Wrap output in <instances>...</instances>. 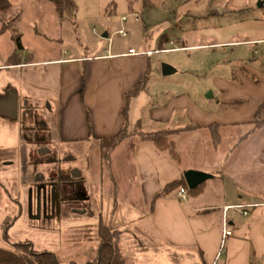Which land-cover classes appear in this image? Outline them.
I'll use <instances>...</instances> for the list:
<instances>
[{"label":"crops","instance_id":"obj_1","mask_svg":"<svg viewBox=\"0 0 264 264\" xmlns=\"http://www.w3.org/2000/svg\"><path fill=\"white\" fill-rule=\"evenodd\" d=\"M139 1L102 0V11L108 4L118 3L120 12H133L137 22L142 13ZM46 2L39 0L50 11ZM11 4L13 10H18L24 3L11 0ZM178 9L174 17H191L193 24L189 29L203 38L214 39L212 46L252 49L254 56H259L257 60L241 62L240 70L235 69L230 75L214 78L211 92L204 97L208 102L201 105L188 94L177 95L161 104H151L146 113L138 111L137 117L131 118L146 84L134 97L128 99L127 93L144 81L147 83L151 71V51L146 47H142L139 55H132L134 49H130L106 51L94 58H67L57 54L35 60L29 54L26 57L29 60L20 63H31L18 61L13 65L9 61L14 51L6 64L0 66V71L27 69L25 75L30 86L48 98L53 96L56 105L43 116L42 121L46 123L42 129L51 132L57 144L118 136L125 122L123 112L128 108L126 119L130 134L110 152L107 162L111 164L116 156L128 158L135 178L130 195L136 200L140 198L143 213L139 217L147 223L144 233L154 235L168 255H176V264H264V161H260L264 141L256 140L264 125L255 126L260 110V121L264 122V0H188ZM210 19H217L215 25L209 24ZM198 20H205L203 26L196 25ZM56 23V27L62 25L58 17ZM108 36L104 34L105 39ZM178 42L184 43L182 39L161 38V44ZM7 96L5 92L0 93L3 99ZM17 96H14L15 102ZM138 122L144 133L170 132L180 162L134 134ZM184 142L180 149L179 144L183 146ZM78 160L70 161L76 164ZM102 160L99 156L100 163ZM70 170L73 169L63 167L62 171L68 174ZM74 170L76 178L83 176L78 166ZM190 170L210 176L198 193L188 195L186 202H181L176 192L156 199L167 184ZM120 193L122 189L117 186L114 196ZM123 210L113 197L107 217L109 226L99 217L91 227L97 229L99 224H104L122 231V250L133 262L137 256H133L131 247L143 257L155 242L138 234L137 239L144 242L137 248V239L129 228L131 221L124 217ZM89 215L79 211L67 216L77 219ZM225 223L232 234L226 240L223 255L218 257Z\"/></svg>","mask_w":264,"mask_h":264},{"label":"rangeland","instance_id":"obj_2","mask_svg":"<svg viewBox=\"0 0 264 264\" xmlns=\"http://www.w3.org/2000/svg\"><path fill=\"white\" fill-rule=\"evenodd\" d=\"M73 1L76 5L73 18L56 27L57 16L51 3L46 2L51 9L47 11L39 0H22L23 6L12 12V17L19 14V19L15 23L8 22L21 35L23 56L31 54L35 60L53 58L57 54L67 58H94L106 51L128 52L134 49L135 52H141L142 47H146L151 51V71L145 92L140 95L132 111V119L137 117L138 111L146 113L151 104H161L177 95L188 94L200 105L208 102L204 97L211 92L214 78L230 75L233 70H240L241 62L253 58L257 60L259 57L254 56L252 49L212 46L214 39L194 34L189 29L193 24L191 17L173 15L188 0H150L151 3L140 0L142 13L137 22L133 12H120L121 5L118 3L108 4L103 12L102 0ZM123 16L127 19L125 23L122 22ZM204 22L205 20H198L196 25L203 26ZM215 22L217 19H210L209 24L215 25ZM2 23L0 19V31ZM121 29L126 35L119 34ZM12 30L0 33V66L6 64L7 58L16 49ZM105 33L109 34V38H104ZM163 36L182 39L184 43L161 44ZM52 38L57 40L51 41ZM162 49L167 50L161 51ZM163 65H169L175 72L164 76ZM26 70L0 71V93L8 94L6 99L0 97V149L17 150V157L5 162L12 163V166L6 167L4 163L0 168V248L11 250L15 244L29 242L38 252L54 254L60 264H94L100 244V224L97 229H92L91 225L99 217H103L104 223L109 226L107 217L110 201L114 197L123 206L124 217L131 221L129 228L132 229V235L137 239L140 234V237L155 242L154 247L145 250L143 257H139V251H134L131 247L137 260H129L128 264H176V255H168L154 235L144 233L147 223L139 217L143 213L140 198L136 200L130 195L135 186V178L128 158L116 156L111 164L102 160L100 140L68 144L48 142L49 145L43 147L45 149L33 146L28 148L35 159L38 157L37 150H52L58 154V167H50L45 163L38 165L44 177H49L50 173H58L62 165L69 169L78 166L83 176L75 182L77 196L69 192L63 195L59 185L54 182L41 184L39 187L23 183V160L26 159L27 152L23 154L20 149L22 116L33 110L37 115H34L35 118L41 121L48 109L55 108L56 105L52 100L53 96L48 98L30 86ZM15 95H18L17 102ZM25 119L29 123L36 122V119ZM45 123L40 124L39 128L42 129ZM40 133L45 135L43 129ZM256 140L264 141V130L259 132ZM179 145L182 149L185 142L183 146ZM260 152L264 153L263 147ZM76 157L79 158L76 164L69 160L77 159ZM260 161H264V154L260 156ZM117 186L122 189V193L114 196ZM81 197L89 198V202L78 200ZM73 198L78 200L73 205L80 207L82 212H89L88 217L74 219L67 216L74 212L72 205H69L72 203H68ZM94 215L97 217L92 220ZM135 242L137 248H140L144 241L137 239Z\"/></svg>","mask_w":264,"mask_h":264},{"label":"trees","instance_id":"obj_3","mask_svg":"<svg viewBox=\"0 0 264 264\" xmlns=\"http://www.w3.org/2000/svg\"><path fill=\"white\" fill-rule=\"evenodd\" d=\"M50 2L57 13L58 21L62 24L64 21H69L73 18L76 12V5L73 0H46ZM12 4L11 0H0V19L3 22L0 33H3L8 30H12L13 27L10 26L9 22H16L19 19V14L12 17ZM12 18V19H11ZM9 20V22H8ZM14 31V32H13ZM13 37L15 40V53L10 58V64H16L19 61V64H28L31 62H23L20 61H28L29 59H23V46L21 43V35L17 33L15 29L12 30ZM146 81L142 84H139L132 88L127 93V98H131L136 96L145 86ZM128 108L126 107L123 115H124V125L118 136L103 138L100 141V147L102 150L103 159L107 160L109 158V154L113 151L126 137H128V124L126 119V113ZM35 111H32L28 116V119H33ZM261 118V110L256 114L257 122L255 124L256 127H261L264 125V122L260 121ZM198 127V126H196ZM35 122L29 123L24 118L22 119L21 126V134H20V149L24 153L27 152L26 159L23 160V168H22V179L25 184H35L39 182L38 176L42 174V171L39 169L38 165L41 163H45L51 167L54 161L58 159V154L53 152L52 150H47L48 153L42 152V150H37V158H33V152H28V148L30 146L39 147L42 149L43 147H47L49 145L48 142L54 143V139L52 138V133L48 130H44L45 135L43 136L40 133ZM134 134L138 135L140 139L144 142H151L154 147L161 153H168L171 158L180 162V156L177 152L176 145L174 141L170 138V132L167 131H159V132H151L144 133L141 129V123L138 122L134 127ZM45 149V148H43ZM17 157L16 149H0V168L4 166L5 162L13 161ZM184 187L188 189L184 176L180 179L175 180L169 184H167L163 191L156 196L157 198L166 197L169 194L176 192L179 188ZM202 185L199 186L195 190L188 189V195H195L200 191ZM124 233L122 231H118L112 229L104 224H100L99 226V237L100 244L97 249V261L94 264H128L129 258L123 255V250L121 249V243L123 239ZM0 264H60L56 256L50 252H38L33 249L32 245L29 242H20L15 244L11 250L0 248Z\"/></svg>","mask_w":264,"mask_h":264},{"label":"flooded vegetation","instance_id":"obj_4","mask_svg":"<svg viewBox=\"0 0 264 264\" xmlns=\"http://www.w3.org/2000/svg\"><path fill=\"white\" fill-rule=\"evenodd\" d=\"M32 111L33 110L27 111V114L24 115V116H22V118L23 119L24 118H28V116L31 114ZM34 115H35V113H34ZM35 116H37V115H35ZM35 116L33 117V119H36V122L35 123H36L38 129H40L39 128V125L40 124L44 125V121H42V120L39 121V119L35 118ZM42 152H44V150H42ZM46 152H48V151L46 150L44 153H46ZM62 159H64V158H62ZM69 160H74V159L72 158V159H69ZM59 163H60V161H59V157H58V159H56L54 161L53 165H51V166L58 167L59 166ZM63 167L64 166L62 165V169H60L58 173H50V174H48L49 177L46 176L47 178L44 177V176L39 175L38 176V180H40V181L37 182V183H35V184H33L34 187H39L41 184H46V183H52V184L55 183L56 185H59L58 187L61 189L63 195H64L65 192H69L71 195H76L77 196V191L78 190L76 189L75 182L77 180H80L81 177H78V178L75 177V170L74 169L73 170H70L69 174H64L63 171H62L63 170ZM71 197H74V196H71ZM78 200H80V201L86 200L87 202H89V198L83 199L81 197ZM78 200H77V198L76 199L73 198V199H69V201H68V203L69 202L72 203V204H69V205H72L71 209H74V214H75V212H79L80 210H82L80 207H77L76 205H73V204H77L78 203ZM64 203H66V202H64ZM64 203H63V205H65ZM68 203H66V205Z\"/></svg>","mask_w":264,"mask_h":264},{"label":"water","instance_id":"obj_5","mask_svg":"<svg viewBox=\"0 0 264 264\" xmlns=\"http://www.w3.org/2000/svg\"><path fill=\"white\" fill-rule=\"evenodd\" d=\"M258 6L261 7L262 2H259ZM162 71H163L164 76L173 74L175 72V70L169 65H163ZM184 178L188 186V189L195 190L199 186L204 184L210 178V176L208 174H203L200 172L190 170V171L185 172Z\"/></svg>","mask_w":264,"mask_h":264},{"label":"built area","instance_id":"obj_6","mask_svg":"<svg viewBox=\"0 0 264 264\" xmlns=\"http://www.w3.org/2000/svg\"><path fill=\"white\" fill-rule=\"evenodd\" d=\"M123 21L125 22L126 19L124 18ZM119 34L121 35H126V33L124 32V30L119 31ZM132 55H139L138 52H135L134 50L131 52ZM176 196L178 199H180L183 202H186L188 200V189L181 187L176 191ZM231 232L230 230H228L227 224L225 223V229L223 231V239H222V244H221V250H220V254H218V257H221L223 255V251H225V247H226V240L228 237L231 236Z\"/></svg>","mask_w":264,"mask_h":264}]
</instances>
